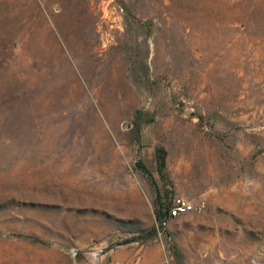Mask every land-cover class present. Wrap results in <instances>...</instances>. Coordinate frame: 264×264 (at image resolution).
Wrapping results in <instances>:
<instances>
[{"label":"rangeland","instance_id":"1","mask_svg":"<svg viewBox=\"0 0 264 264\" xmlns=\"http://www.w3.org/2000/svg\"><path fill=\"white\" fill-rule=\"evenodd\" d=\"M116 260L264 264V0H0V264Z\"/></svg>","mask_w":264,"mask_h":264},{"label":"built area","instance_id":"2","mask_svg":"<svg viewBox=\"0 0 264 264\" xmlns=\"http://www.w3.org/2000/svg\"><path fill=\"white\" fill-rule=\"evenodd\" d=\"M205 207V202H193L183 196H174L167 204H164L165 216L162 218L160 225L165 226L169 219L175 218L182 214L198 211ZM113 264H124L122 261L116 260Z\"/></svg>","mask_w":264,"mask_h":264},{"label":"trees","instance_id":"3","mask_svg":"<svg viewBox=\"0 0 264 264\" xmlns=\"http://www.w3.org/2000/svg\"><path fill=\"white\" fill-rule=\"evenodd\" d=\"M140 23L145 25V22H142L140 20H137ZM156 161L158 164V171L162 173V170L165 166V150L163 148H157L156 149ZM138 167L143 171V173H146V175L150 176L149 170L144 166V164L141 161H138ZM159 197V190L156 189V200L154 202L155 206V219L160 224L162 218L165 216V210H164V204L163 202H158ZM154 231V228H153Z\"/></svg>","mask_w":264,"mask_h":264}]
</instances>
